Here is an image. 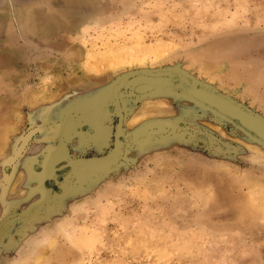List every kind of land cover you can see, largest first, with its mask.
<instances>
[{"label": "rangeland", "instance_id": "374dc122", "mask_svg": "<svg viewBox=\"0 0 264 264\" xmlns=\"http://www.w3.org/2000/svg\"><path fill=\"white\" fill-rule=\"evenodd\" d=\"M188 85L264 124V0H0V264H264V142Z\"/></svg>", "mask_w": 264, "mask_h": 264}, {"label": "bare ground", "instance_id": "6f19581e", "mask_svg": "<svg viewBox=\"0 0 264 264\" xmlns=\"http://www.w3.org/2000/svg\"><path fill=\"white\" fill-rule=\"evenodd\" d=\"M188 86L191 87V88L186 87V90H189L188 91L189 93L195 95L201 101H204V102L214 106L221 113L227 115L228 117L236 119L239 122V124L242 125L246 130L251 131L252 133L257 135L264 142V124L261 121H259L256 118L248 115L246 112L240 111L238 107L234 106L232 103H230L229 101H227L223 97L207 93L206 91L202 92L201 90H196L193 85H188ZM140 91H143V90H140ZM202 93H205L208 97L205 99L202 96ZM211 98H213L214 102L211 100ZM217 98H218V101L220 103L219 105L218 104L216 105V103H215V100ZM227 104L230 105L231 107L228 106ZM224 105H227L228 107H226ZM238 113H239V115H237ZM115 150H116V148L113 150V152L109 153L106 156L100 157V158L79 159V160L73 161V162L68 163V164L70 166H73V165H79L80 166L81 165V166H84L83 168H86V169L91 170V171L105 170V169L109 168L111 165H113L115 163V161L117 160V156H116L115 160L113 159L114 156L113 157L111 156L115 152ZM120 150H121V147L116 152L118 153V152H120ZM95 162H97V164H95ZM40 262L41 261L38 258V263H40Z\"/></svg>", "mask_w": 264, "mask_h": 264}]
</instances>
